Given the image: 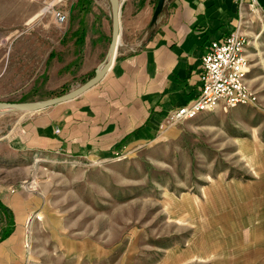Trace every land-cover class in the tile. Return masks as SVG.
<instances>
[{
  "label": "rangeland",
  "instance_id": "374dc122",
  "mask_svg": "<svg viewBox=\"0 0 264 264\" xmlns=\"http://www.w3.org/2000/svg\"><path fill=\"white\" fill-rule=\"evenodd\" d=\"M146 1L117 0L116 52L146 37ZM247 12L251 105L162 121L136 147L81 158L11 152L1 137L24 112H0V191L23 219L16 264H264V23ZM110 34L107 0H0V102L81 85Z\"/></svg>",
  "mask_w": 264,
  "mask_h": 264
},
{
  "label": "crops",
  "instance_id": "0c3cea01",
  "mask_svg": "<svg viewBox=\"0 0 264 264\" xmlns=\"http://www.w3.org/2000/svg\"><path fill=\"white\" fill-rule=\"evenodd\" d=\"M255 1L264 6V0ZM247 11L237 0H164L155 21H148L146 37L134 48L121 44L97 83L70 100L24 112L1 138L11 152L76 158L103 157L144 143L171 109L197 95L200 58L208 44L237 24L243 32ZM5 198L0 191L13 226L0 241V264H16L23 219L15 218Z\"/></svg>",
  "mask_w": 264,
  "mask_h": 264
},
{
  "label": "built area",
  "instance_id": "2783aa9c",
  "mask_svg": "<svg viewBox=\"0 0 264 264\" xmlns=\"http://www.w3.org/2000/svg\"><path fill=\"white\" fill-rule=\"evenodd\" d=\"M237 2L240 7L241 4H245L250 11H256L264 23V6L258 5L255 0ZM51 15L57 26L65 23L63 11L53 9ZM247 44L240 24L221 40L210 41L200 58L201 84L197 95L186 104L171 109L165 115L164 123L171 125L192 118L203 111L253 104L256 95L245 82Z\"/></svg>",
  "mask_w": 264,
  "mask_h": 264
},
{
  "label": "water",
  "instance_id": "95a60500",
  "mask_svg": "<svg viewBox=\"0 0 264 264\" xmlns=\"http://www.w3.org/2000/svg\"><path fill=\"white\" fill-rule=\"evenodd\" d=\"M107 1L110 9V22H111L110 41L105 55V59L95 68V70L93 71V75L85 82H83L81 85L77 86L76 88L57 96L49 97L38 101H24V102H15V103L0 102V112H14V111L32 112L60 102H64L74 98L78 94L82 93L86 89L93 86L101 79V77L108 69L109 65L111 64L112 60L114 59L117 48L116 37L117 36L119 37L120 34L119 33L120 6L117 0H107ZM163 1L164 0H156L155 6L153 8L150 17V24H152L155 21L157 14L160 12L162 8Z\"/></svg>",
  "mask_w": 264,
  "mask_h": 264
},
{
  "label": "trees",
  "instance_id": "16d2710c",
  "mask_svg": "<svg viewBox=\"0 0 264 264\" xmlns=\"http://www.w3.org/2000/svg\"><path fill=\"white\" fill-rule=\"evenodd\" d=\"M0 212L3 215H5L7 218L6 228L0 232V241H1L10 234L12 230V226H13V221H12V215H11L10 210L1 201H0Z\"/></svg>",
  "mask_w": 264,
  "mask_h": 264
},
{
  "label": "bare ground",
  "instance_id": "6f19581e",
  "mask_svg": "<svg viewBox=\"0 0 264 264\" xmlns=\"http://www.w3.org/2000/svg\"><path fill=\"white\" fill-rule=\"evenodd\" d=\"M116 41H117V46H118V43H119V37L118 36L116 37Z\"/></svg>",
  "mask_w": 264,
  "mask_h": 264
}]
</instances>
